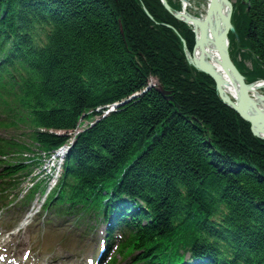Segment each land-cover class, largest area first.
Instances as JSON below:
<instances>
[{
  "label": "trees",
  "instance_id": "16d2710c",
  "mask_svg": "<svg viewBox=\"0 0 264 264\" xmlns=\"http://www.w3.org/2000/svg\"><path fill=\"white\" fill-rule=\"evenodd\" d=\"M233 21V61L248 83L264 80V0H238ZM181 39L193 52L194 33L160 0H0V61L27 78L40 150L64 144L57 132L83 114L131 99L71 148L62 185L76 204L144 202L150 214L120 206V217L140 221L131 243L152 260L180 243L214 264H264V140L190 68ZM151 78L173 103L143 93Z\"/></svg>",
  "mask_w": 264,
  "mask_h": 264
},
{
  "label": "water",
  "instance_id": "95a60500",
  "mask_svg": "<svg viewBox=\"0 0 264 264\" xmlns=\"http://www.w3.org/2000/svg\"><path fill=\"white\" fill-rule=\"evenodd\" d=\"M220 1L228 4L229 6L228 12L233 13V7L232 4L229 2V0H209L208 4H201V0H197L196 8H202V6L207 7L208 5V12L206 17L205 18L199 17L198 19L196 17L193 18L189 15H186V18H188L186 19V21L189 24L191 23L194 26H199V35L197 36L195 50H199L200 56L197 61L190 60L189 62L196 69H198L203 73L208 74L215 81L217 90L223 102L231 109L236 111L241 116V118H243L245 121L251 124L252 131L256 137L264 139V95H257V97L260 98L262 104L256 103L250 97L249 91L253 89V86L252 85L249 86L245 83L244 78L240 75V73L238 72L237 68L235 67L234 63L230 58L228 51L227 34L229 31H231V33L236 34V31L230 22L231 16L226 18V13L224 14L220 10L219 8ZM162 2L165 8L169 12H172L166 0H162ZM212 14H213V21H211ZM177 17L180 18L181 14H177ZM208 42L211 43V45L213 46L219 75L217 74V72L215 71V69L210 64L207 58L205 52L206 51L205 46H207L206 44ZM184 48L186 51L185 42H184ZM152 87L153 85L151 84L146 89L145 92L149 91ZM158 92L165 98V100L167 101L173 100V97L170 96V92L164 91L161 87L158 88ZM226 92H233L235 98L236 99L240 98V101L234 103ZM137 97L138 95L134 96L133 99ZM129 101L124 102L120 106H123Z\"/></svg>",
  "mask_w": 264,
  "mask_h": 264
},
{
  "label": "rangeland",
  "instance_id": "374dc122",
  "mask_svg": "<svg viewBox=\"0 0 264 264\" xmlns=\"http://www.w3.org/2000/svg\"><path fill=\"white\" fill-rule=\"evenodd\" d=\"M237 0H233L235 3ZM203 8H195L194 12L199 14L202 12ZM247 66L251 67V63L247 62ZM260 93L264 95V88L260 89ZM102 227L98 228L89 238L93 241V243L98 239V231L101 230ZM69 233V231L64 229H57L56 231H44L41 233V229L38 227L36 223H34L30 230H27L25 234L21 236V240L25 242H29L31 245L35 247H40V249H45L47 252H51L52 256H64L68 258V261L73 262L78 260L81 261V257L85 254L81 249L83 238L78 237L76 234V238L69 242H66L65 236Z\"/></svg>",
  "mask_w": 264,
  "mask_h": 264
},
{
  "label": "bare ground",
  "instance_id": "6f19581e",
  "mask_svg": "<svg viewBox=\"0 0 264 264\" xmlns=\"http://www.w3.org/2000/svg\"><path fill=\"white\" fill-rule=\"evenodd\" d=\"M208 1H209V0H201V4H208ZM219 8H220V10H221L224 14L226 13V18H228V17L231 16V17H230V22H231L232 26L234 27V21H233L234 14L231 13V12H228V11H229V6H228V4H226V3L220 1V3H219ZM205 9H206V8H205ZM207 12H208V11H207ZM205 15H206V14H198L197 16H198V17L205 18ZM222 15H223V14H222ZM185 20H186V19H185ZM211 21H213V14H212ZM226 27H227V24H226ZM234 29H235V27H234ZM195 30H196V32H199V26H195ZM230 35H231V31H229L228 34H227V38H228V51H229V55H230V57H231V38H230ZM210 36H211V34H210ZM206 45H207V46H205V47H206V48H205V50H206L205 52H206V55H207L208 61L210 62V64L213 66V68L215 69V71H216L217 74H218V69H217V64H216V59H215V54H214L213 46H212L211 43H209V42H208ZM198 58H199V54H198V53H196V57H195V59L193 58V56H191V60H193V61H197ZM231 58H232V57H231ZM231 60H232V62L234 63L233 59H231ZM234 65H235V67L237 68V70H238V72L240 73V75H241V76L244 78V80H245L244 75L240 72V70L238 69V67L236 66L235 63H234ZM218 75H219V74H218ZM229 81H230V80H229ZM226 93H227V95H228L229 97H232V98L234 99V101H235L236 98H235L233 92H226ZM250 93L253 95V97H254L256 103H261V104H262L260 98L257 97V95H262V94L260 93V88H254V89H252V91H251ZM236 101L239 102V101H240V98H237ZM252 118H254V117H252ZM120 195H121V193L117 194V197L115 198V200H116L117 198H119ZM124 196H125L129 201L132 200V199L134 198L133 195H129V194H127V193H124ZM115 200H113V201H115ZM108 206L110 207V206H112V204H111V205L109 204ZM138 222H140V221L138 220ZM97 236H98V235H97Z\"/></svg>",
  "mask_w": 264,
  "mask_h": 264
}]
</instances>
